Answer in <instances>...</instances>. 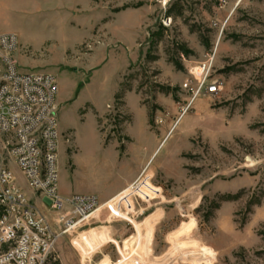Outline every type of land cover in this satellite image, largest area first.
<instances>
[{"label": "rangeland", "instance_id": "rangeland-1", "mask_svg": "<svg viewBox=\"0 0 264 264\" xmlns=\"http://www.w3.org/2000/svg\"><path fill=\"white\" fill-rule=\"evenodd\" d=\"M0 33L58 80L60 185L102 197L136 174L49 264H264V0H0ZM209 58L223 88L184 115Z\"/></svg>", "mask_w": 264, "mask_h": 264}, {"label": "built area", "instance_id": "built-area-1", "mask_svg": "<svg viewBox=\"0 0 264 264\" xmlns=\"http://www.w3.org/2000/svg\"><path fill=\"white\" fill-rule=\"evenodd\" d=\"M19 39L0 33V264H49L58 241L87 222L102 207L94 195L63 198L59 191V84L51 73H24L15 53ZM213 58L191 68L183 89L190 105L203 94L218 95ZM13 162L27 187L60 215L54 228L34 207L10 168Z\"/></svg>", "mask_w": 264, "mask_h": 264}, {"label": "crops", "instance_id": "crops-1", "mask_svg": "<svg viewBox=\"0 0 264 264\" xmlns=\"http://www.w3.org/2000/svg\"><path fill=\"white\" fill-rule=\"evenodd\" d=\"M141 129L143 130V126H142ZM136 130H137V125L132 130L134 138L136 137V135H135L136 134ZM154 146L155 147H153L152 150H150V152H148V155L146 156L147 159H146L145 162H149L150 160H152L154 158V156L156 155V153L160 149L161 143L159 144V141H158V142H156V144ZM134 148L136 150L135 154H137L138 156L145 154V152H142L138 148V144H136V138H135ZM135 177H136V174H133L132 176L126 174L124 176V181H123L122 185L119 188H117L114 191L109 192L108 194H106L104 196L102 195V197H99L98 195L93 194V192H91V191H84V190L80 191L79 189L77 191H72L71 189H66L63 185H60V178H59V191H60V194L62 195V197L65 198V199L70 198L71 196L77 195V194H79V195H94V196L98 197V199L100 200L101 203H106V202L111 201L118 194H120L123 190H125L129 186V184L133 181V179ZM24 192L29 197V199L32 201L34 207L40 213V215H42L43 217L45 216L47 218H48V215H50L52 217V214L49 213L48 210H46L47 206H46L44 200L39 195H37L35 192L30 190L29 188H28V191L24 190ZM51 217H49V218H51Z\"/></svg>", "mask_w": 264, "mask_h": 264}, {"label": "bare ground", "instance_id": "bare-ground-1", "mask_svg": "<svg viewBox=\"0 0 264 264\" xmlns=\"http://www.w3.org/2000/svg\"><path fill=\"white\" fill-rule=\"evenodd\" d=\"M110 202H111V201H110ZM110 202H109V203H110ZM109 203H108V204H109ZM102 208H103V207H102ZM102 208H101V209H102Z\"/></svg>", "mask_w": 264, "mask_h": 264}]
</instances>
